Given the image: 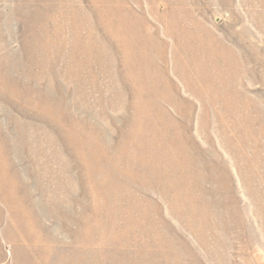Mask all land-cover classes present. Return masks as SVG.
<instances>
[{
    "label": "rangeland",
    "instance_id": "374dc122",
    "mask_svg": "<svg viewBox=\"0 0 264 264\" xmlns=\"http://www.w3.org/2000/svg\"><path fill=\"white\" fill-rule=\"evenodd\" d=\"M0 207L54 264H264V0H0Z\"/></svg>",
    "mask_w": 264,
    "mask_h": 264
},
{
    "label": "crops",
    "instance_id": "0c3cea01",
    "mask_svg": "<svg viewBox=\"0 0 264 264\" xmlns=\"http://www.w3.org/2000/svg\"><path fill=\"white\" fill-rule=\"evenodd\" d=\"M23 227L20 221L8 220L0 207V264H54L52 238L19 236Z\"/></svg>",
    "mask_w": 264,
    "mask_h": 264
}]
</instances>
